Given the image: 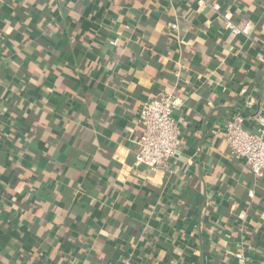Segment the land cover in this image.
<instances>
[{
    "label": "crops",
    "instance_id": "crops-1",
    "mask_svg": "<svg viewBox=\"0 0 264 264\" xmlns=\"http://www.w3.org/2000/svg\"><path fill=\"white\" fill-rule=\"evenodd\" d=\"M206 1L0 0V264H264V176L224 130L241 88L264 105V0ZM168 93L151 170L139 114Z\"/></svg>",
    "mask_w": 264,
    "mask_h": 264
},
{
    "label": "built area",
    "instance_id": "built-area-1",
    "mask_svg": "<svg viewBox=\"0 0 264 264\" xmlns=\"http://www.w3.org/2000/svg\"><path fill=\"white\" fill-rule=\"evenodd\" d=\"M204 6L216 8L206 0H199ZM234 35H245L240 26L231 24ZM177 30V25H172ZM222 62V60H219ZM244 98L243 114L227 121L225 138L229 149L238 159L246 161L248 167L257 177L264 176V105L260 107L258 98L248 87L240 89ZM179 104L173 94L160 95L144 103L139 118L143 126V135L140 141L141 163L151 169L164 167L173 159L180 147L182 131L175 116ZM255 112L254 124L257 131L245 129L244 123L249 111ZM236 264H248L242 254L237 255Z\"/></svg>",
    "mask_w": 264,
    "mask_h": 264
}]
</instances>
